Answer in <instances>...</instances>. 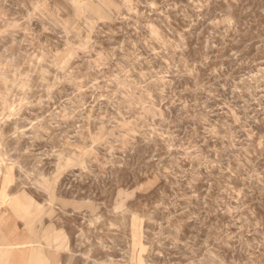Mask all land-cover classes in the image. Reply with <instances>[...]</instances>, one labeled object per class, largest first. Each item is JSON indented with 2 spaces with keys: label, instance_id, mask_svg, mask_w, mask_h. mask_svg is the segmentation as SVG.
Wrapping results in <instances>:
<instances>
[{
  "label": "rangeland",
  "instance_id": "1",
  "mask_svg": "<svg viewBox=\"0 0 264 264\" xmlns=\"http://www.w3.org/2000/svg\"><path fill=\"white\" fill-rule=\"evenodd\" d=\"M0 182L65 264H264V0H0Z\"/></svg>",
  "mask_w": 264,
  "mask_h": 264
},
{
  "label": "crops",
  "instance_id": "2",
  "mask_svg": "<svg viewBox=\"0 0 264 264\" xmlns=\"http://www.w3.org/2000/svg\"><path fill=\"white\" fill-rule=\"evenodd\" d=\"M12 187L0 182V264H65L60 223L39 218Z\"/></svg>",
  "mask_w": 264,
  "mask_h": 264
}]
</instances>
